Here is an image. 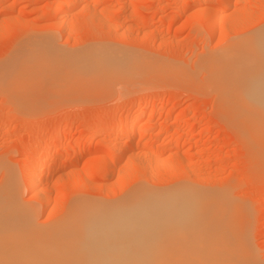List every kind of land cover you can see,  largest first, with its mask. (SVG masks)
I'll list each match as a JSON object with an SVG mask.
<instances>
[{"label":"rangeland","instance_id":"obj_1","mask_svg":"<svg viewBox=\"0 0 264 264\" xmlns=\"http://www.w3.org/2000/svg\"><path fill=\"white\" fill-rule=\"evenodd\" d=\"M73 1L0 0V186L6 181L15 183V190L19 188L16 192L17 199L31 210L35 223L37 221L36 224L41 226L55 222L73 200L110 201L139 187L156 190L158 184L163 188V192H168L169 187L174 185L202 192L212 190L214 193L210 192L211 194L217 193L220 197L224 196V199H230V210L237 217L238 210L241 213L246 211V215L239 212V216L242 215L244 219L242 217L239 221V217H236V222L238 221L239 225L244 221V226L241 224L239 227L243 226V235L239 233L240 229L238 233L245 245L247 244V249L244 248L239 256L236 252L233 254L237 255L239 260L241 255L247 253L249 257L244 258V255L241 261L245 259L247 264L254 261L264 264V157L253 158L251 148L246 142L249 138L242 139L240 133L237 134L238 131L234 129L235 126L219 116L216 107L218 92L212 85L208 66L210 60L218 57L217 55L214 58L213 55L224 52L227 47L229 52L225 50L224 55L236 54L235 45L242 41L243 37L252 38L264 28L261 26L264 25V0H229L228 8L219 4L218 0H207L204 4L202 0H102L99 5L96 0ZM59 3L71 7L68 23L65 12L58 11L61 6ZM115 11L120 13L119 16L114 14ZM114 17H117L116 20ZM104 18L112 24L107 25ZM117 25H121V31L116 28ZM258 26H261L260 29ZM252 29L256 31L254 34ZM247 32L248 35L251 34L248 36ZM243 34L245 35L242 37ZM40 41L52 45L50 49L58 47L60 52L68 53L67 57L70 59L67 58V61L70 60L76 66L82 62H91L98 55L107 54L109 51L108 56H113V52L114 56L123 57L128 54L127 58L131 56L132 59L129 60L132 63L141 64L143 67L141 70L136 69V72L134 70L136 75H128L129 79L123 77L122 82L119 78L114 79L115 81L112 79L113 82L101 89V96H94V90L83 95L81 94L86 91L81 90L80 94L77 90L75 95H71L73 97H65L70 90V94L74 93L75 87H71L72 83L69 82V86L68 82L61 83L54 88L49 85L55 80L54 76L51 74L53 80H50L51 78L47 79L46 74L42 73V80H49V89L41 88L46 92L47 89L51 90L55 95H52L51 91L49 95L44 91L43 94L48 95L47 101L44 99L42 104H39V99L35 102L33 98L30 104H35L34 106L27 104L22 97L26 106L21 100L13 99L14 94L25 95V92L10 90L12 85L9 86V80L24 63L23 58L27 53L37 47H47L43 42L39 44ZM33 45L37 47L34 48ZM224 55L221 53L220 56L225 57ZM62 69L65 73L66 69ZM64 73L59 75L57 72V75L61 77ZM55 74L56 72L53 73ZM132 77L137 80L134 81ZM184 77L187 82L183 81ZM58 79L59 84L61 79ZM190 79L196 84L191 83ZM124 80L131 82L125 83ZM116 81H120V84ZM197 83L202 86L207 84L210 88L204 86L199 90L201 86H197ZM2 86H5L4 89ZM60 89L64 90L58 93ZM64 91L67 95H63ZM38 92H34V95ZM32 94L25 97L30 101ZM57 95L63 98H58ZM140 112H143L145 117L135 128V133L144 126L154 128L157 133L145 136L144 140L139 141L140 149L135 147L117 163L115 169H119L117 172L123 174L125 179L122 175L118 176L117 172L104 177L105 164L110 161L111 156L108 148L126 140V136H115V130L123 128L126 122ZM120 117L124 120L120 121ZM50 144L57 146L59 150L49 164L50 170H46L45 180L43 179L40 185L41 197L50 201L48 205H44L42 199L32 200L31 193L29 195L23 168L30 164L38 166L45 155V148ZM154 145L158 146L159 154L155 153ZM176 145L177 147H174ZM84 149L86 151L82 153ZM131 154L137 155V158H133ZM71 156L76 160L70 166L59 168L60 171L52 168H56L57 164L63 163ZM140 161L149 165L153 162L151 165L154 166L155 172L151 171V174L150 171H143L137 163ZM121 169L125 172L121 173ZM191 175L195 176L192 178ZM66 178L70 179L68 186H64ZM164 187L169 189L165 190ZM237 205L240 208H237ZM233 207H236L235 210ZM251 255H254V258H250Z\"/></svg>","mask_w":264,"mask_h":264},{"label":"bare ground","instance_id":"obj_2","mask_svg":"<svg viewBox=\"0 0 264 264\" xmlns=\"http://www.w3.org/2000/svg\"><path fill=\"white\" fill-rule=\"evenodd\" d=\"M101 1L102 0H96V4L98 3L99 5ZM206 1L207 0H202L201 2L202 4H204L206 3ZM228 2L229 0H218L219 4L223 6H227V8L229 6L227 5ZM60 5L61 6L59 7L58 11L60 13L65 12L67 18L66 20L68 23L70 18L69 14L71 7L69 8L70 5L66 6L64 3ZM63 5L66 6V8H64ZM94 7H96V5H94ZM91 11L92 13L94 12L93 9ZM211 11L213 12V10ZM119 12L115 11L114 14L117 13V16H119L120 14ZM94 17L96 18L95 15ZM116 18L117 17H114L113 19L116 20ZM210 19L214 20L215 18L210 17ZM104 21L107 25L112 24V22L110 21L108 22V20L105 18ZM261 26L263 27L264 25L262 24ZM261 26H258L259 29ZM116 28L120 29L121 25H117ZM256 28L254 29L258 30ZM252 32L254 34V32L256 31H253L252 29ZM246 34L248 35V32ZM244 35L245 34L241 36L243 37ZM42 39L43 38L41 37L40 40ZM243 39L245 38L243 37ZM243 39L242 41H239V43L235 45L236 46L235 48H237V50L235 51L236 54L231 53L230 55L229 54L226 55L227 53H225L226 55L225 56L223 53L228 51V47H227V50L226 48H224V52L223 51L221 52L222 56L224 55L225 57L220 56L221 55L220 52H218L215 55H213L214 53L212 54L214 58L218 55V57L215 59L210 60L213 57L208 56V58L210 57L208 66L210 67L209 70L211 73L212 85L214 89H216V91L218 92L216 107L218 108L219 116H221L222 119L226 120L227 122H230L231 125L233 124L235 126L234 129L236 130V132L238 131L237 134L240 133L242 139H246L247 137L249 138V140L246 139L247 140L246 142L249 144L248 146H250L251 148L252 155L254 156L253 158L255 157L263 158L264 157V28H261V30H259V32L254 34L252 38L250 36L245 40ZM42 42L40 41L39 44H41ZM232 43L235 42L233 41ZM44 45H47V47L45 46V49L38 48L37 47L39 46L38 44L37 46L33 45L34 48L35 47L37 48L33 50L31 49L32 51L29 49L31 52L27 53V55L24 56L23 58L24 63L18 67L17 73L12 78L10 77L9 86L12 85L11 86L12 88H10V90L13 89L14 92L15 91L25 92V95L24 93L22 94L13 93L15 96V98L13 99L21 100L22 102L26 100L25 102L27 104H30L32 103L31 101L34 98L35 100L33 99V101L36 102L39 99L38 101L39 104H42V101H44V99H46L47 96L50 94L49 92L51 90L48 91L49 85H51V87L54 86L55 88L60 86L61 83L65 84L67 82H68V86H69V82L72 83L71 87H75V91L73 90L74 93L71 94L70 92L72 91L71 90L70 92L68 91V93L70 94V95L68 94L69 96L65 93L66 91H64V94L63 93L61 94L67 95L65 97H73L71 95H75L77 90L80 94L82 93L81 90H83V92L86 91V93L84 92L81 95L87 94L89 91L94 90L93 94L94 96H97L99 93H101L102 88L105 89L104 86H106V84H110V82H113V80L116 78L117 79L119 78L121 82L123 81L122 80L123 77L129 79L128 75L130 74L136 75V73H134V70L136 72V69L141 70L142 69L141 67H143L141 64H136L135 62L132 63L129 60V58L132 59L131 56L127 58L128 54L126 55L124 52L122 53H124L126 57H124L125 55L123 57L121 55H119L121 57L117 55H116L117 57L114 56L113 50H112L113 56L112 54H110L111 56H108L109 51H107L108 52L107 54L104 55L100 54L96 58L92 59L91 62L90 61L82 62V64L76 66L70 60L67 61L68 59H70V57L69 58L67 57L69 56L68 53H65L66 54L65 55L64 53L60 52L58 47H56V49H58L59 51H57L56 49L54 50L50 49L52 48V45L50 46L48 43L46 44L44 43ZM44 45L41 46L44 47ZM48 45H49V49H47ZM29 47H31V45ZM61 51L63 50L61 49ZM119 52L120 51H118V53ZM19 58L21 57L19 56ZM64 64L66 66H64ZM60 68L61 69L65 68L66 72L64 73L63 69L61 71ZM10 69L12 70V66L10 67ZM54 72H56L55 75H53ZM57 72L58 74L59 73H64V74L60 77L59 75L61 74L57 75ZM42 73L44 75L46 74L45 77L47 79L51 78L50 75L52 74V76H54L53 78H55L54 80L55 82L52 81V83L54 84L55 83L58 84L59 82L58 78L61 79V82L56 86L52 83L48 85L49 80L47 79L42 80L44 77ZM185 75L187 76V74ZM38 77H40V79H37ZM134 77L132 78L134 79ZM185 77L182 79L183 81L187 82L188 80H186ZM189 78H191V76ZM50 80L53 79L51 78ZM127 80L126 81L124 80V82L125 83L129 82L130 84L131 81L127 82ZM135 80L137 79L135 78L134 81ZM120 81L119 82L116 81V83L119 85ZM134 81L133 83H135ZM189 81L193 83L192 79H190ZM194 83L196 84V82ZM1 84L2 83H0V85ZM197 84H198L197 86L199 87L201 86L199 90L205 86V85L203 86L199 85V83ZM126 85L129 86L128 84ZM206 86L210 88V86H208L207 84ZM41 87L48 88L47 92ZM63 90L64 89H62V91ZM6 91L8 92V90ZM38 91L42 93H39ZM44 91L48 95L46 93L44 95L43 94ZM62 91L60 89L58 93ZM34 92H38L39 94L37 93V95H39V97H41L42 94L44 96L41 97L42 99L38 98L37 95H34L36 94ZM51 93L52 95H55L53 94L52 91ZM31 94L33 96L32 98H30L29 101V99H27L26 97L28 96L30 97ZM35 96H37V99L35 98ZM98 96H101V94H99ZM22 97H24L25 99L23 100ZM57 97L63 98L58 95ZM27 104L25 105L27 106ZM30 105L28 106L30 107ZM34 105L35 104H32L31 106ZM21 108L23 107L21 106ZM144 117H145L144 113L140 112L139 115H136L135 117L131 118L130 121L126 122L127 124H125L123 128L120 127L119 129L115 130L116 131L114 132L115 136H126V140L120 142L119 144L118 143L113 144L108 148L110 150L111 156H109L110 161L105 164L104 177L107 178L108 176H110V174L112 173L114 174V172H117V170L119 169L117 170L115 169L116 165L119 161H121L124 155L129 153L137 146L138 149H140L138 145L139 141L148 134L151 135V133L155 132L154 128L149 126H144L135 133V128L137 127L138 124L142 122V120H144L143 119ZM123 118L125 117L123 116ZM123 118L120 117L119 120L122 121ZM150 141L153 142L152 140ZM167 141L170 142V140ZM174 143L176 144V142ZM165 144L167 145L166 142ZM154 146L153 148L154 149L156 148L155 149L156 151L154 150L156 153L158 146L155 147ZM174 147H177V145ZM85 149L87 148L85 147ZM85 149L83 150L82 153L86 151ZM58 150L59 149L57 146L50 144L45 148L44 150L45 155L40 160L38 166H33L34 164L33 165L30 164L28 166L26 165V167L24 166L23 168L24 170L23 173L25 176L27 189L29 190V195L31 193L32 200L33 198L34 199L39 198L40 200L42 199L41 202H43L44 205H48L50 201H48V199L45 198L43 199V197H41L42 194H41L40 185L42 184L41 182H43V179L46 177V170L47 171L50 170L49 164L52 163L51 161L52 159H54L53 157ZM75 150L76 149H74V151ZM149 150H151V148ZM32 152L31 154L33 155ZM42 152L41 154L44 153ZM132 154L130 156H133V158L134 156L135 157L137 156ZM72 157L73 156H71V158L69 157V159L64 160V162L60 163L59 165L57 164L56 168L53 167L52 165L51 166L52 168L58 170L59 168H66L67 166H70V164H72L73 161L76 160L75 157L74 159ZM139 157H140V153H139ZM137 163L140 164L139 167H142L143 171L144 170L150 171V173L151 171H154L153 170L154 166L151 165L153 162L150 163V165L146 164L147 162L143 163L141 161ZM185 163L186 162H184V165ZM53 164L56 163L53 162ZM135 164L136 163L134 162V165ZM130 167L131 166H129V169ZM118 172L117 175L119 176L120 173ZM123 172L125 171L122 170L121 173ZM50 173L51 172H49V174ZM121 175L122 178L125 177L123 174ZM64 176H66V174ZM74 176L75 175H73V177ZM147 176H151V175H147ZM157 176L158 178H161L159 177L160 175ZM166 176H168L167 173ZM69 178H72V176ZM66 179L67 180L65 181L67 185L64 182V186H68V181L70 180L68 178ZM14 184L10 181L9 182L6 181L4 184L2 183V185L0 186V264H245L247 260L244 259L241 261L240 259H243L244 255H245L244 258L249 257L247 253L246 254L244 253V255L243 256L241 255V257H239L240 259L238 260V256L240 255V253H242V250L244 248L247 249L246 248L247 244L245 245L243 238L240 235L243 231L242 228L244 226V221L243 223L241 222L238 225L237 223L239 222L238 221L236 222V217H237L236 214L230 210L231 208L230 199L229 200L226 199L227 197L224 199V196L220 197L219 196L220 194L218 195L217 193H215V195L211 194L214 193L212 192V190H210L211 193L202 192L192 188L185 189L183 187H180L181 185H174V187L173 186L169 187L170 189L168 187H164V189L167 188L169 190L171 189L173 190L169 191L165 189L168 192H163L164 191L163 188L160 187V184H158L159 185V187L157 188L158 190L157 189L153 190L154 188H150V187L148 188L139 187L131 190L130 192L128 191L127 194L121 196L118 199L116 198L110 201L108 200L99 201L97 199H95L97 201L94 200L91 201L87 199L73 200V202L68 207V209H66V211L62 214V216L56 219L55 222H52L50 225H47V223L46 224L43 223L46 226L45 225L41 226L36 224L37 221L35 223L33 219L34 218L33 213L31 212V210H29L28 207L23 205L17 199L16 192L19 191L18 190L19 188L15 190ZM52 185H56V184L52 183ZM107 186L109 187V185ZM201 186L202 185H200V187ZM176 187L178 189H175ZM225 195H227V193ZM228 202L230 204H228ZM232 204H237V203H232ZM233 208L235 210L236 207ZM237 208L240 207L237 205ZM237 210L238 209H236V211ZM41 211L44 212L43 210ZM239 212L240 214L244 213V215H246L245 214L246 211L241 213V211L238 210V217L240 219L238 220L241 221L243 216L240 215L241 216L240 218ZM50 222L51 220L49 221V223ZM241 224L243 226L242 228H239L241 227L240 226ZM238 250H241V252ZM233 252L234 253L236 252L238 256L234 255ZM248 254L250 253L248 252ZM253 256L251 255L250 258ZM257 263L258 261H254L251 264H257Z\"/></svg>","mask_w":264,"mask_h":264}]
</instances>
